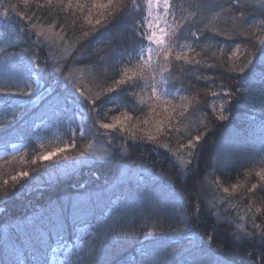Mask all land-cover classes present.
<instances>
[{"label":"trees","instance_id":"obj_1","mask_svg":"<svg viewBox=\"0 0 264 264\" xmlns=\"http://www.w3.org/2000/svg\"><path fill=\"white\" fill-rule=\"evenodd\" d=\"M169 7L151 70L145 0H0L9 51L90 117L68 143H35L40 106L0 129V148L28 144L0 159V264H51L60 243L59 264H264V0ZM154 76L178 95L153 98Z\"/></svg>","mask_w":264,"mask_h":264},{"label":"rangeland","instance_id":"obj_2","mask_svg":"<svg viewBox=\"0 0 264 264\" xmlns=\"http://www.w3.org/2000/svg\"><path fill=\"white\" fill-rule=\"evenodd\" d=\"M169 6L170 0H145L146 17L144 18L145 26L142 29L145 44L140 50V59L151 70L157 66L159 54L167 44L166 38H168L172 27ZM2 17H0V93L22 95L26 97L25 99H31L18 100L16 104L9 107L0 106V129L11 124L16 117L26 115L40 106L37 114L38 121L33 129L35 143L44 144L48 141L68 143V134L76 135L75 122L82 127L89 121L88 112L83 111L77 101L71 102V99L66 100L59 95L56 97L49 91L43 90L44 86L38 77V73L31 71L32 68L22 61L24 58L21 55L9 51L10 47L18 45L22 39L20 34L12 26H9ZM149 37L153 39H149ZM156 39H159L161 43L157 44ZM153 85L155 86V95H153ZM146 87L151 96L158 100H169L178 95L177 92L167 88L155 76L148 80ZM45 96L53 97L46 99ZM224 100L225 97L222 94H217L215 100L212 101V107L218 111L222 108ZM43 101H45L44 104H42ZM66 103L72 106L67 107ZM26 149H28V144L22 142L13 144L8 148H0V159L20 154ZM86 232H88L87 228L82 229L79 236L83 237L87 234ZM152 236L150 234L148 238H152ZM196 243V239L187 238L181 243L172 244L171 248L187 251ZM68 249L63 243L55 245L53 247L54 254L50 255L51 264H59L61 261L59 254Z\"/></svg>","mask_w":264,"mask_h":264},{"label":"snow or ice","instance_id":"obj_3","mask_svg":"<svg viewBox=\"0 0 264 264\" xmlns=\"http://www.w3.org/2000/svg\"><path fill=\"white\" fill-rule=\"evenodd\" d=\"M120 2L122 3L123 2V0H120ZM112 3V0H109V4H111ZM89 22H91V21H89ZM96 24L97 25H100L101 24V21H99V20H97L96 21ZM149 39H153L152 37H149ZM155 42L157 43V44H159V43H161V41L159 40V39H156L155 40ZM178 60L180 59V57L179 56H177L176 57ZM245 70L244 69H241V73H243ZM128 75V73H125V76H127ZM119 83H124V81L123 80H121ZM111 91V90H110ZM153 95H155V86L153 85ZM93 105H95V101H93ZM221 119H223V117H221ZM145 123H147V121H145ZM115 125H112V124H108V123H104V124H102L101 125V127L102 128H104V129H109V128H112V127H114ZM159 125L157 126V128H158V130H159ZM151 138V137H150ZM199 140V137H197V141ZM64 151V149H59L58 150V152H63ZM57 155V152H50V153H48L47 155H44L43 157H41V160L42 161H49V160H51L54 156H56ZM21 175L22 176H24V177H26L27 175H28V173L27 172H23V173H21ZM13 180H16V177H13L12 178ZM5 183H7V181H5ZM227 191V190H226Z\"/></svg>","mask_w":264,"mask_h":264}]
</instances>
